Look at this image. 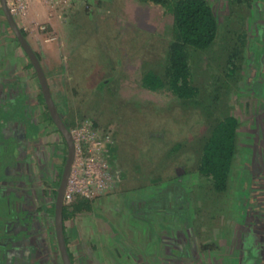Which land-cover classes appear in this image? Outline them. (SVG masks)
I'll list each match as a JSON object with an SVG mask.
<instances>
[{
	"label": "rangeland",
	"instance_id": "rangeland-1",
	"mask_svg": "<svg viewBox=\"0 0 264 264\" xmlns=\"http://www.w3.org/2000/svg\"><path fill=\"white\" fill-rule=\"evenodd\" d=\"M5 1L41 64L73 142L75 131L91 126L99 141L96 155L107 165L106 189L87 200L64 202L72 264H264V0H251L252 6L243 0H206L218 21L217 36L206 51L194 52L191 66L208 111L179 106L167 94L140 89L132 94L127 86L134 82L141 88L145 71L162 69L165 48L173 39L167 20L155 29L139 28L117 2L118 11L105 10L109 0H81L82 11L77 8L70 16L65 11L69 0ZM234 52L235 71L230 75L225 67ZM14 66L43 145L62 146L34 70L0 8V125L7 123V131L14 127L9 118L20 123L17 114L26 113L25 107L20 112L25 97L18 95L19 86L17 98L5 97L11 96ZM218 87L219 98L214 99ZM226 115L238 121L235 155L226 190L216 193L198 173L195 150L216 118ZM7 131L8 136L0 133V160L14 157L9 152L15 142L17 159L5 162L6 171L0 169V187L17 179V190L11 189L17 195V211L0 206L1 215L15 226L0 231V264H24L16 258L14 243L17 252L26 243L37 255L32 257L30 250L26 264H61L52 218L55 195L44 203L46 176L30 154L25 162L19 160L18 142L26 131L21 127V137L14 138ZM23 162L30 171L27 177L23 172L20 183L18 165ZM62 170L59 165V179ZM161 191L165 193L158 198L164 200L156 198L153 204ZM3 197L2 192L1 202ZM26 211L38 225H46L33 231L34 222L30 229L37 253L31 240L17 231L15 220ZM255 232V241L248 239L246 235Z\"/></svg>",
	"mask_w": 264,
	"mask_h": 264
},
{
	"label": "trees",
	"instance_id": "trees-1",
	"mask_svg": "<svg viewBox=\"0 0 264 264\" xmlns=\"http://www.w3.org/2000/svg\"><path fill=\"white\" fill-rule=\"evenodd\" d=\"M125 1H127V3L124 11L131 19L139 22V28L145 30L155 29L158 24H163V22L167 20L170 22L169 25L172 28L173 38L172 40L170 39L165 48L161 64L162 69L158 72L154 69L145 71L140 79L141 85L139 86H141V88L134 85V82H129L127 86L130 87L129 89L132 91V94L139 92V89L151 94L162 93L178 101L179 106L188 107L190 105L192 107H201L204 111L209 109L207 105H203L202 98L198 96L200 87L194 83L195 77L191 61L195 54L194 52L206 51L212 46L217 36L218 21L210 5L206 0ZM233 1H237L238 3L242 2V0ZM245 1L247 5L252 6L251 0H243V3ZM156 18L158 21H155ZM257 35H259L258 32ZM234 57L235 52L228 57L229 65L225 67V71L230 75L235 71V66L232 62ZM220 88L222 87L220 86ZM220 88L218 87L216 89L217 91L215 93L216 95L213 97L214 99L219 98L218 90H221ZM19 89L22 90V92L18 95L22 94L24 97H28L26 89L22 87H19ZM27 106L29 105H23L20 112L24 107L27 109ZM216 119L217 121L213 124L210 132L201 137V143L198 146V150H195V152L199 155L198 173L211 184V188L214 192L221 193L226 190L227 179L230 177V165H232V160L235 155L236 128L238 127V121L229 115ZM26 123H28V126L29 122ZM168 186L169 185H166V187ZM163 193L165 192H159L157 196H155V201L151 199L149 201H153V204H155L156 198L157 200L163 201V197L158 198ZM23 217L25 219L23 221L24 224H22V226L18 225L19 231L21 233L23 232L21 236L30 239L32 245L36 247L32 238L33 235L31 236L29 233H32L30 229L34 225V222L33 231H37L36 225L38 223L35 221V217L31 216L29 212L25 213ZM29 217H33L32 222L27 220ZM256 231L259 232L258 230ZM257 232L253 233V235L250 234L246 236L248 239L252 237L254 240ZM65 242L67 245L66 236ZM21 247V252L23 251L29 254L31 250V254H35L32 248L26 243ZM37 252L38 249L36 253ZM20 255H23V253L17 252V259H21ZM69 257L73 263L70 251ZM254 264H257V261Z\"/></svg>",
	"mask_w": 264,
	"mask_h": 264
},
{
	"label": "water",
	"instance_id": "water-1",
	"mask_svg": "<svg viewBox=\"0 0 264 264\" xmlns=\"http://www.w3.org/2000/svg\"><path fill=\"white\" fill-rule=\"evenodd\" d=\"M0 8H1V11L4 15L5 20H6V23L8 24L9 28L12 30L14 37L16 38L17 43L19 44V46L21 47V49L25 53L26 57L28 58L31 66L34 70L35 77H36L38 84H39V87L41 89L42 97H43L46 109L48 111V114H49L55 128L62 135V137L65 140L66 145H67V157L65 160V164L63 166L62 174H61L60 179H59V184H58V186L55 187V189H54L55 191L53 192V194L55 195V197H54V201H55L54 203L55 204H54V212H53L52 218H53V222H54L53 226H54V234H55V239H56V246H57V250H58L59 255H60L61 263L62 264H72L71 259L69 257V249H68L66 242H65L62 211H63V206H64V193H65L66 185L68 182V178H69L70 173H71L72 163H73V160L75 157L74 142H73V139L71 137V134H70V131H69L67 125L63 123L62 116L58 113V111L55 107V104H54L53 99L51 97L50 90H49L44 72L42 70L41 64H40L36 54L34 53L32 48L30 47V45L27 43V41H26L25 37L23 36V34L21 33L20 29L17 27V25L13 19V16L11 15L9 9L7 8L5 0H0ZM21 116H27V114L25 113ZM15 120L16 119L14 117L8 119V123H10V126L15 124ZM6 127H8L7 123L5 125H0V133H3V130ZM30 133H31V131H30ZM10 148H11V146H10ZM0 205H1V203H0ZM7 207H10L11 208L10 210H12L11 204L8 203ZM26 213H28V212L26 211ZM19 219L20 218L17 216V225H19V221H18ZM0 220L4 224V227L8 224L7 218L5 216L1 215ZM24 220L25 219L23 217L20 221L21 226H22V224H24L23 223ZM27 220L32 222L31 217L27 218ZM5 222H6V224H5ZM10 224L13 225L12 223H10ZM1 226H2V228H0V231L5 232V229H3V225H1ZM3 249H4L3 250V252H4L7 248H3Z\"/></svg>",
	"mask_w": 264,
	"mask_h": 264
},
{
	"label": "built area",
	"instance_id": "built-area-1",
	"mask_svg": "<svg viewBox=\"0 0 264 264\" xmlns=\"http://www.w3.org/2000/svg\"><path fill=\"white\" fill-rule=\"evenodd\" d=\"M17 4V0H16ZM88 130V131H87ZM74 146L76 158L73 160L71 173L64 193V202L74 199L87 200L107 188L106 162L96 153L99 141L91 126L85 131H75ZM71 134H73L71 132ZM72 137V136H71ZM88 149L86 150V146Z\"/></svg>",
	"mask_w": 264,
	"mask_h": 264
},
{
	"label": "flooded vegetation",
	"instance_id": "flooded-vegetation-1",
	"mask_svg": "<svg viewBox=\"0 0 264 264\" xmlns=\"http://www.w3.org/2000/svg\"><path fill=\"white\" fill-rule=\"evenodd\" d=\"M15 40H16V38H15ZM21 92H22V90H20V93ZM29 100H30L29 97H25L23 99L25 105H27V104L29 105V106H27V109L25 108L27 110V111L25 110L27 116L17 115L19 122L22 123V125H20V123H17V137H21V135H20L21 134L20 133L21 127L26 131V133L23 134V140L18 142L19 143L18 149H19V154H20L19 157L22 156L21 158H19V157L18 158L20 161L25 162L27 160V154H30L29 156L32 157L33 164H35L36 168L40 171V173L42 172L41 174L43 176H46V179L44 181L46 184L47 192L45 194V199H44L45 202L44 203H49V200H51L50 197L53 193V189H55L53 186V183H54V181L59 179L58 178L59 177L58 167H59V165L63 167V164H64L66 157H67V145H66V142L63 139L62 135L59 132H58V134H59L58 142H60V140H61L62 146L59 147V144L56 143L58 148H56V146H54V145H52V147L49 148V147H45L42 144L41 139H40L41 136L39 135V127L37 128L36 124L34 122H32L31 115L29 116V111H31V113H32V110H28V109H31V106H30L31 104L29 103ZM55 107H56V105H55ZM58 113H59V111H58ZM59 114L62 116L63 123L67 125L65 119L63 118V115L61 113H59ZM23 118L30 121L28 126H27L28 123H26L25 120H23ZM51 123L53 124L52 120H51ZM67 127H68V125H67ZM68 129H69V127H68ZM30 131H31V133H30ZM55 155H57V157H56L57 161L56 162L53 161V157ZM22 165H24V169H23ZM22 165L21 166L18 165L20 170H22L21 178L19 181L20 183H21V181H23V178H22L23 172H24V175H26V177H27L29 174V171H30L28 163H24ZM42 175H41V178H42ZM26 203H29L27 199L25 201V204ZM43 214H44V212H43ZM36 227L38 229H41V228L46 227V225H44V227H43V223H42L40 225L37 224ZM36 256L37 255H35V257Z\"/></svg>",
	"mask_w": 264,
	"mask_h": 264
},
{
	"label": "crops",
	"instance_id": "crops-1",
	"mask_svg": "<svg viewBox=\"0 0 264 264\" xmlns=\"http://www.w3.org/2000/svg\"><path fill=\"white\" fill-rule=\"evenodd\" d=\"M100 3H101V1L100 0H98ZM110 2H109V4L107 3V4H105V10H111V11H118L119 9L118 8H114V6H116L117 4L115 3V2H117L118 3V7L119 8H121L123 11L125 10V6H126V3H127V1H125V0H113V2H112V0H109ZM82 3H81V0H69L68 1V3H67V6H68V8L65 10L66 12H67V14L69 15V12H71V13H73L74 11H76L77 10V8L80 10V12L82 11ZM99 5H101V4H99ZM108 6H109V8H108ZM117 9V10H116ZM76 13H77V11H76ZM73 15V14H72ZM70 16V15H69ZM77 21L78 22H80V19L78 18L77 19ZM13 70H14V72H16V73H11V75H10V78L12 79V81H11V84H10V88H11V96H9V94L8 95H6L5 97H7L8 96V98L11 100V99H13V98H17V87L19 86V87H22L21 86V84L17 81V68L14 66L13 67ZM18 76H21V75H18ZM35 76V75H34ZM19 78V77H18ZM10 82V81H9ZM23 88V87H22ZM6 92H9L8 90L6 91ZM5 92V93H6ZM13 94V95H12ZM16 101H17V99H15ZM16 101H12V103H15L14 105H15V107L17 108V102ZM15 125H16V127H15ZM15 129H17V123H15L14 124V127H9V130L7 131V130H3V134H5L6 135V131H7V133L8 134H10L9 136L11 137V138H14V137H16L17 136V130H15ZM12 130H15V132L13 133V131ZM6 136H8V135H6ZM6 139V143L7 144H9L8 143V137L7 138H5ZM42 142V141H41ZM16 144H14L13 145V149L11 150V148H10V152H9V154L10 155H12V156H14L13 158H11V160H8V158L6 157L5 159H3V160H0V169H2L3 171H6V169H5V167H6V163H8L9 161L11 162L12 160H14V158L15 159H17V142H15ZM42 144H44V143H42ZM17 161V160H16ZM6 162V163H5ZM16 171H17V168H16ZM17 173V172H16ZM16 178H17V174H16ZM15 188V190H17V179H16V181H14V182H12V183H9V184H7V185H5V186H2V187H0V195L2 194V192H3V198L1 199L2 200V202L0 201V203H1V207H2V210L3 211H7V209L10 211V207H7L8 206V203L9 204H11V206H12V209H14V210H16L17 211V195L11 190V189H14ZM3 189L4 190H6V191H3ZM6 193V194H5ZM15 194V195H14ZM28 199V198H27ZM7 207V208H6ZM1 209V208H0ZM0 217H1V213H0ZM19 218H23V216L22 217H19ZM15 222H16V225H17V221L15 220ZM5 224H6V222H5ZM2 225H3V229H5L6 230V228H10V229H12V228H15V226L14 227H12L11 226V224L10 223H8L5 227H4V224L2 223ZM0 228H2V226L0 225ZM17 231H19V230H17ZM9 233H10V231H9ZM14 249H15V252L17 253V244H15L14 243ZM21 253H23V255H20L21 256V260L20 261H24V264H26V262H27V260L26 259H29L28 258V255L29 254H27V256H25L26 255V252H21ZM11 257V256H10ZM35 257V256H34ZM16 258H17V254H16ZM11 259H12V257H11ZM13 260V259H12ZM15 263H16V261L15 260H13ZM37 261V260H36ZM37 263V262H36Z\"/></svg>",
	"mask_w": 264,
	"mask_h": 264
},
{
	"label": "clouds",
	"instance_id": "clouds-1",
	"mask_svg": "<svg viewBox=\"0 0 264 264\" xmlns=\"http://www.w3.org/2000/svg\"><path fill=\"white\" fill-rule=\"evenodd\" d=\"M70 131V130H69ZM70 134H71V132H70Z\"/></svg>",
	"mask_w": 264,
	"mask_h": 264
}]
</instances>
